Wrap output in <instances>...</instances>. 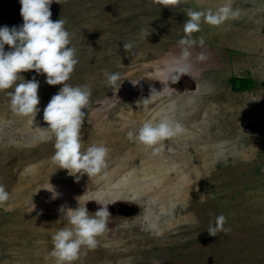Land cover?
<instances>
[{
	"label": "rangeland",
	"instance_id": "1",
	"mask_svg": "<svg viewBox=\"0 0 264 264\" xmlns=\"http://www.w3.org/2000/svg\"><path fill=\"white\" fill-rule=\"evenodd\" d=\"M225 2L59 0L58 19L66 20L79 61L67 83L91 89L82 150L106 146L108 167L78 182L60 169L51 159L55 141L37 137L62 85L20 73L39 81L40 103L32 125L11 111L12 89L0 91V184L10 194L0 204V264H56L52 236L70 226L61 207L85 203L90 214L109 204L111 216L97 248L82 250L74 264H264V0H232L239 18L202 23L190 37L183 30L188 8L216 10ZM184 37L197 41L187 61L178 44ZM104 70L120 73L117 91ZM232 78L253 86L233 91ZM151 89L160 95L150 98ZM165 116L185 132L160 154L128 139ZM220 214L229 231L209 236Z\"/></svg>",
	"mask_w": 264,
	"mask_h": 264
},
{
	"label": "clouds",
	"instance_id": "2",
	"mask_svg": "<svg viewBox=\"0 0 264 264\" xmlns=\"http://www.w3.org/2000/svg\"><path fill=\"white\" fill-rule=\"evenodd\" d=\"M53 2L59 4V0H19L22 26L0 27V91L12 89L6 93L10 97L11 111L16 116L30 117L33 125L39 112V81L35 77L25 81L20 73L34 71L38 75L44 74L49 86L62 85L43 110L47 128H38L37 139L41 142L55 141V152L51 159L78 182L82 175L92 177L101 174L108 167L110 150L106 146L95 144L82 150L84 143L81 129L88 116V112L82 110L87 109L90 104L91 89L87 85L72 86L67 83L79 61L76 49L72 46L71 34L65 27L66 20L51 19L50 6ZM166 3L178 6L182 0H166ZM241 11L233 8L232 0H226L216 10L188 8V19L183 30L190 37L200 31L202 23L220 26L230 19L239 18ZM149 34L150 32L144 31V39ZM188 37L178 41L181 58L185 61L191 57L190 49L197 42ZM199 44L204 45L203 37L199 38ZM5 45L10 51H5ZM133 47L132 43L123 44L124 51L130 55L134 54ZM197 59L203 60L204 56L201 54ZM104 75L109 86L115 87L117 91L121 84L118 83L120 73L104 70ZM173 78L177 81L180 76ZM150 91V98L160 95L155 89ZM184 132L185 128L179 121L165 116L158 122L145 121L136 132L129 131L127 137L151 148L154 154H160L169 147L165 142ZM50 188L53 198H58L60 194L51 185ZM9 196L5 186L0 184V204L7 202ZM98 204L100 207L94 214L88 212L86 203L75 210L61 207L70 226L57 230L52 236L53 248L49 256L55 258L56 264H74L82 254L86 255L82 250L97 248L98 237L108 231L111 216L107 207L109 204ZM34 208L35 205L32 204V210ZM226 223L227 218L223 214L216 216L214 226L210 224L207 229L209 236L215 237L221 232L229 231L225 228Z\"/></svg>",
	"mask_w": 264,
	"mask_h": 264
},
{
	"label": "flooded vegetation",
	"instance_id": "3",
	"mask_svg": "<svg viewBox=\"0 0 264 264\" xmlns=\"http://www.w3.org/2000/svg\"><path fill=\"white\" fill-rule=\"evenodd\" d=\"M20 8L21 5L19 0H0V20L5 26H8L9 28L22 26L23 19L20 15ZM55 8L57 12H55ZM59 9V4L53 2L50 6L52 20L58 19Z\"/></svg>",
	"mask_w": 264,
	"mask_h": 264
},
{
	"label": "trees",
	"instance_id": "4",
	"mask_svg": "<svg viewBox=\"0 0 264 264\" xmlns=\"http://www.w3.org/2000/svg\"><path fill=\"white\" fill-rule=\"evenodd\" d=\"M229 83L232 90L237 92L248 90L253 86L252 81L247 78H232Z\"/></svg>",
	"mask_w": 264,
	"mask_h": 264
},
{
	"label": "water",
	"instance_id": "5",
	"mask_svg": "<svg viewBox=\"0 0 264 264\" xmlns=\"http://www.w3.org/2000/svg\"><path fill=\"white\" fill-rule=\"evenodd\" d=\"M55 12H57V11H56V8H55ZM55 18H56V16H55ZM55 20H56V19H54L53 21H55Z\"/></svg>",
	"mask_w": 264,
	"mask_h": 264
}]
</instances>
